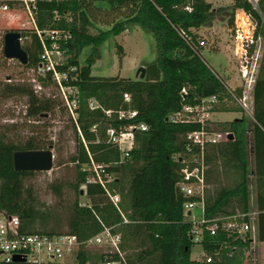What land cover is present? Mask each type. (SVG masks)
Masks as SVG:
<instances>
[{
  "label": "trees",
  "instance_id": "16d2710c",
  "mask_svg": "<svg viewBox=\"0 0 264 264\" xmlns=\"http://www.w3.org/2000/svg\"><path fill=\"white\" fill-rule=\"evenodd\" d=\"M92 3L108 16L119 14V19L113 21L111 28L101 30L97 35L91 34L88 29L93 24ZM225 8H214L209 0H52L41 3L39 26L42 28L47 26L55 9L71 10L75 14L72 25L74 40L69 45L73 55L69 63L80 67L79 79L75 82L80 96L76 120L69 116L76 141V150L70 156V161L77 167L72 187L81 195V187L84 186L83 193L91 205L83 206L77 199L65 222L60 219L57 210L39 205L32 188L26 189L24 185L25 179L36 171L16 170L13 156L18 150L46 149L44 142L32 136L25 143L16 144L0 132V211L18 215L25 232L76 233L81 239L102 230L97 215L106 225L120 222L121 216L109 202L104 189L87 183L88 172L83 167L90 162L91 155L96 162L108 165V170L117 176L114 187L121 197V210L129 220V223H122L116 229L122 236L120 248L125 258L122 264H246V260H251L252 237L249 235L242 239L225 232L216 235L205 232L201 242L202 258H191L192 247L196 243L192 238L193 223L184 214L187 199L177 189L180 163L173 155L183 151L184 135L199 129L200 125L173 124L168 120L169 115L180 110L182 105L196 104L212 95H218L222 100L224 95L229 94L223 79L203 57L201 49L205 47L201 42L204 38L198 32L211 26ZM237 8L252 13L258 22L257 35L260 32L264 34L262 16L248 0H233L232 14ZM261 9L264 11V0ZM131 25L152 32L157 40L159 56L144 65L145 77L93 76L92 67L101 58L102 43L111 35L122 34ZM37 41L36 37L31 46L24 47L28 53V63L23 65L26 69L36 68L39 63ZM86 47L91 49L83 64L79 57ZM120 51H123L122 47ZM0 59L7 60L3 56ZM10 79L6 83L0 81V98L26 96L30 117H46L56 105H63L57 96L39 95L29 82L13 83ZM44 86L49 87L47 84ZM183 89L186 93L182 92ZM126 93L131 95V102L125 100ZM92 99L103 108L115 111L131 106L138 110V116L132 121L148 124L147 131L137 133L136 146L127 159L121 161L119 149L108 142L107 136L108 128L119 130L124 122L117 116L107 118L102 109H90ZM253 100L258 106L264 100V74L256 79ZM62 109L68 111L65 106ZM261 111L255 113V123L246 115L232 121H211V130L233 133L234 138L210 146L207 160L210 164L220 162L223 171L229 173L226 175L234 178V183H223L214 191L207 190L205 205L207 219L256 211V240L264 242V191L259 189L253 198L248 149L250 132L254 134L256 144L257 140L260 143L261 148L257 145L258 149L264 148V107ZM94 126L96 131H93ZM63 187L62 183H57L52 189L61 195ZM85 211L94 221L87 234H83L82 212ZM110 211L117 215V219H112ZM204 254L212 255V261L207 262ZM106 256L121 259L117 253H104V249L94 252L82 248L71 261L43 264H97Z\"/></svg>",
  "mask_w": 264,
  "mask_h": 264
},
{
  "label": "built area",
  "instance_id": "2783aa9c",
  "mask_svg": "<svg viewBox=\"0 0 264 264\" xmlns=\"http://www.w3.org/2000/svg\"><path fill=\"white\" fill-rule=\"evenodd\" d=\"M81 1L90 2L92 0ZM248 1L252 8L262 15L261 3L263 0ZM43 2H52V0H0V56L6 58L4 47L5 36L8 32H19L20 44L23 49L26 46H31L34 38L37 37L40 49L39 63L36 68L26 69L34 74L28 82L33 84L36 91V87L46 89L45 84L55 88L63 105L76 120L80 91L75 82L79 79L80 67L69 63L73 55L69 45L74 40L72 25L75 21V14L71 10L55 9L48 19L47 26L42 28L39 26V19ZM187 8L191 10L190 7ZM262 19L264 30V16ZM235 24V47L233 50L231 48V51L242 62L240 78L243 96H235L234 89L232 90L228 85L226 87L236 97L241 108L247 114H251L250 108L254 103L253 91L257 79V63L264 44V34L260 32L257 35L258 22L252 13L244 8L236 9ZM205 43V39L202 40L201 44L205 45ZM182 92L186 93V89H183ZM124 98L127 102H131V95L128 93L124 94ZM219 100L218 95H212L196 104L182 105L180 110L171 113L168 117L170 123L173 124L197 123L200 125L199 129L184 135L183 151L173 155L174 159L180 163L177 170V189L187 199L184 203V214L190 219H195V222H191L193 223L192 238L196 243L203 241L205 232L210 235L225 232L242 239H246L250 235L253 240L257 232L256 211L219 215L212 219L206 217L205 198L209 187L207 151L212 145L230 140V132L210 129L212 115ZM89 105L92 110L102 109L107 118L117 116L120 121L124 122L119 130L114 127L108 128V142L119 149L121 161L131 156L132 149L136 146L137 133L149 129L145 122L132 121L138 116V110L131 106L128 109L117 111L105 109L95 99H92ZM96 130L97 127L94 126L93 131ZM90 157V162L83 167L88 172L87 183L100 185L104 189L109 202L120 214L121 221L113 225H106L97 215L103 223L102 230L87 239H81L76 233L25 232L18 215L0 211V263L15 262L17 257L25 259L27 263L35 264L67 262L73 260L82 248L104 249V253L111 255L117 253L121 256L119 260L106 256L100 264H122L125 262L120 248L122 236L116 229L122 223H129V220L121 210V197L114 187L117 176L108 170V165L98 163L91 155ZM195 208L200 209L198 221L192 215ZM189 211H191L190 215H188ZM204 256L207 262L213 259L212 255L204 254Z\"/></svg>",
  "mask_w": 264,
  "mask_h": 264
},
{
  "label": "rangeland",
  "instance_id": "374dc122",
  "mask_svg": "<svg viewBox=\"0 0 264 264\" xmlns=\"http://www.w3.org/2000/svg\"><path fill=\"white\" fill-rule=\"evenodd\" d=\"M212 2L221 4L226 8L220 17L216 18L214 23L209 26L210 28L203 31L206 43L203 45L205 48L201 49V53L209 66L223 79L225 86L228 85L232 90L234 89L233 92L235 96H243V86L240 78L242 62L233 54V51H231V48L233 50L235 47L236 28V10L234 14H232L231 9L233 0H212ZM105 4L106 3H103V5ZM91 5H93L91 16L93 24L88 26L91 34L97 35L101 30L111 28L113 21L119 19V14L113 13L108 16L104 11L97 10L94 6L96 5L95 3ZM262 15L264 16V11ZM222 46H225V48H222ZM120 47L123 48V51H120ZM90 49V47H86L80 54L79 60L81 63L84 64ZM100 49L101 58L98 59L92 67V75L96 77L121 76L124 78L136 79L139 78L137 77L138 69L147 63L155 61L159 56L155 35L137 25H131L128 30L120 35H111L107 37ZM263 59L264 44L257 63V77L260 74H264ZM33 76V72L26 70L20 62L0 59L1 82L6 83L9 81L10 77L13 83L22 81L28 82ZM36 88L39 95L57 96L59 101L62 102L55 88ZM228 93L229 94L224 95V98L219 100L216 104L219 112H225L218 114V116L214 114L213 116L215 119L217 116V121H232L246 115L252 123H255L254 115L257 110L261 111L264 107V100L261 101L259 106L252 103L250 108L251 114H247L237 102L236 97L229 91ZM27 104L28 98L26 96L18 95L11 98H0V132L5 133L7 139L16 144H23L29 137L35 136L42 139L46 146L45 148L53 146V169L49 171H36L35 174L25 179L24 185L26 189L32 188L34 198L39 205L57 210L60 219L65 222L71 214L73 203L77 199L81 205L91 204L85 192L83 193L84 186L81 187V195H78L72 187L76 180L77 167L70 161V156L76 150L75 132L69 117L71 115L69 111L62 109L65 105H56L50 112L51 114H48L46 117H30L27 113ZM262 114L264 116V113ZM253 135V133H250V138L248 140L250 168L252 170V194L257 191V185H264V148L263 150L258 149L257 145L260 147V143L257 140L256 144ZM262 139L264 141V137ZM262 151L263 154L261 155ZM212 182L215 183L216 188L218 187L217 184L220 186L223 185L222 183L226 185L233 184L234 178L228 176L219 182L216 180V175H213ZM57 183H62L64 185L61 195L56 194L52 189L53 184L56 185ZM212 189H214V186H210L208 190L211 191ZM111 213L112 219H117V215L113 214V211H110V214ZM87 215V211L82 212V220L84 222L83 234H87L88 228L94 223L93 219ZM192 215L198 221L200 209H193ZM187 220L195 222L194 218L190 219L187 217ZM108 221L110 222L111 220ZM101 225H103L102 222ZM254 247L255 252L252 253L250 257L251 260L248 259L245 263L264 264V243L256 240L252 245V248ZM92 251L96 252L97 249H92ZM202 256L203 250L201 243H195L192 247L191 258L199 260ZM97 264L100 263L98 262Z\"/></svg>",
  "mask_w": 264,
  "mask_h": 264
},
{
  "label": "water",
  "instance_id": "95a60500",
  "mask_svg": "<svg viewBox=\"0 0 264 264\" xmlns=\"http://www.w3.org/2000/svg\"><path fill=\"white\" fill-rule=\"evenodd\" d=\"M5 57L13 59L21 64L28 63V53L21 47L20 34L16 31H10L5 36ZM146 68L142 66L137 71V77L144 78ZM230 140L234 138V134L230 133ZM14 166L16 170L25 171H49L53 169L54 153L52 146L46 149L37 150H18L13 156ZM191 211L188 212V215ZM15 262H25V259L20 257L15 258Z\"/></svg>",
  "mask_w": 264,
  "mask_h": 264
},
{
  "label": "crops",
  "instance_id": "0c3cea01",
  "mask_svg": "<svg viewBox=\"0 0 264 264\" xmlns=\"http://www.w3.org/2000/svg\"><path fill=\"white\" fill-rule=\"evenodd\" d=\"M209 1H212V0H209ZM215 2H213V4H214ZM219 6H222L221 4H214V8H218ZM208 28H210V27H204V28H201L198 32L201 34V35H203V31L204 30H206V29H208ZM203 38H204V36H203ZM222 48H225V46H222ZM224 50V49H223ZM223 112H225V111H221V112H219V110H217V108L215 109V112L213 113V115L214 114H217V116H218V114H220V113H223ZM212 115V121H215V122H217V120H218V117L216 116V119H215V117ZM251 133V132H250ZM208 164H209V169H208V173H207V182H208V186L210 187V186H214V189H213V191L215 190V183H213L212 182V179H213V175H216V180L217 181H221V180H223L225 177H228L227 175L229 174H227V172H224L223 171V168H222V166L220 165V162L218 163V164H210L209 162H208ZM227 174V175H226ZM258 180V179H257ZM261 180H263V179H261ZM221 184V183H220ZM223 184V183H222ZM225 184V183H224ZM217 186H219V184H217ZM258 187H257V191L259 190V189H262V191H264V185H257ZM209 187H208V189H209ZM207 189V190H208ZM257 191L254 193V194H252V196H253V198H255V195H256V193H257ZM253 240V239H252ZM256 241V237H255V239L252 241V245H253V243ZM261 243H264V242H261ZM203 250V249H202ZM255 252V247L253 248V253Z\"/></svg>",
  "mask_w": 264,
  "mask_h": 264
}]
</instances>
